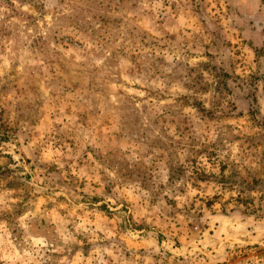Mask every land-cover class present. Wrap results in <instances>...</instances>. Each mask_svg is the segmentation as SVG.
<instances>
[{
	"label": "rangeland",
	"instance_id": "374dc122",
	"mask_svg": "<svg viewBox=\"0 0 264 264\" xmlns=\"http://www.w3.org/2000/svg\"><path fill=\"white\" fill-rule=\"evenodd\" d=\"M0 264H264V0H0Z\"/></svg>",
	"mask_w": 264,
	"mask_h": 264
}]
</instances>
